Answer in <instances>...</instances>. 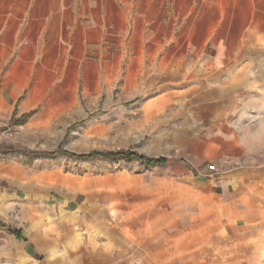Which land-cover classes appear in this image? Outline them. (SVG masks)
Wrapping results in <instances>:
<instances>
[{
  "label": "crops",
  "instance_id": "0c3cea01",
  "mask_svg": "<svg viewBox=\"0 0 264 264\" xmlns=\"http://www.w3.org/2000/svg\"><path fill=\"white\" fill-rule=\"evenodd\" d=\"M119 78L124 97L141 95L158 125L203 126L192 136L198 163L242 160L245 110L264 108V0H0V134L66 131ZM181 133L183 147L192 133ZM207 185L250 250L264 215V164ZM59 200V212L30 216L38 223L29 236L12 231L0 264H41L42 254L44 264H166L165 249L135 246L141 232L122 223L128 215L69 211L74 202ZM155 237L148 247L172 244Z\"/></svg>",
  "mask_w": 264,
  "mask_h": 264
},
{
  "label": "rangeland",
  "instance_id": "374dc122",
  "mask_svg": "<svg viewBox=\"0 0 264 264\" xmlns=\"http://www.w3.org/2000/svg\"><path fill=\"white\" fill-rule=\"evenodd\" d=\"M123 87L119 78L112 94H103L66 131L60 126L53 135L39 134L37 140L15 132L0 134V222L5 225L0 226V258L3 246L13 244L14 229L27 236L25 230L38 223L31 220L32 214L59 212L57 202L67 198L74 202L69 211L80 205L75 211L128 215L122 223H132L141 232L134 237L135 246L153 254L165 249L160 260L166 264H260L264 215L252 225L256 236L249 250L238 237V222L222 220L221 203L206 193L209 180L220 181L230 170L264 164V108L245 110L239 129L245 158L198 163L192 136L203 126L158 125L154 109L143 107L141 95L124 97ZM183 129L192 135L182 147ZM56 150L79 155L132 151L147 158L165 157L168 163L149 166L137 159L49 154ZM216 192L220 195L221 189ZM158 235L172 244L148 247L147 241Z\"/></svg>",
  "mask_w": 264,
  "mask_h": 264
},
{
  "label": "trees",
  "instance_id": "16d2710c",
  "mask_svg": "<svg viewBox=\"0 0 264 264\" xmlns=\"http://www.w3.org/2000/svg\"><path fill=\"white\" fill-rule=\"evenodd\" d=\"M59 153H64L66 155L76 157L78 159H91L93 157H102V158H107V159L125 158L129 161L133 159H137V160L145 162L149 166H164L168 163V159L165 157L147 158V157L141 156L138 153L132 152V151H124V152H98L96 151L88 155H79V154H75V153L65 151V150H56V151L49 152L50 155H57ZM14 233L15 235H17L18 238H22L20 232L15 231Z\"/></svg>",
  "mask_w": 264,
  "mask_h": 264
}]
</instances>
